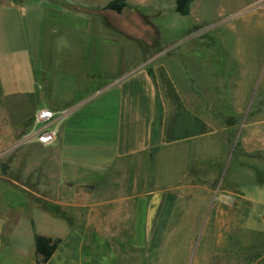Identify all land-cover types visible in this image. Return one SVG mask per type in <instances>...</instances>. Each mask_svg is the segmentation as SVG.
Returning a JSON list of instances; mask_svg holds the SVG:
<instances>
[{"label": "crops", "instance_id": "0c3cea01", "mask_svg": "<svg viewBox=\"0 0 264 264\" xmlns=\"http://www.w3.org/2000/svg\"><path fill=\"white\" fill-rule=\"evenodd\" d=\"M24 17L57 21L64 31L57 38L79 45L52 52L51 70L40 66L41 56L35 63L27 58L35 89L56 91V108L31 106L67 113L51 144L20 139L19 179L0 173V264H36L38 234L60 240L45 264H93L88 235L122 234L124 227L132 233L129 228L141 224L139 233H160L170 217L198 218V264H264V244L253 255L229 254L220 240L257 198L244 187L248 180L233 186L231 178L220 179L226 131L206 108L216 84L199 81L208 92L197 96L186 79L196 64L181 55L160 53L140 64L137 52L125 53L123 35L99 15L40 1L0 2V19L20 26ZM10 37L0 30V46ZM206 60H198L199 79ZM5 82L0 78V90ZM220 193H231L232 201L224 205ZM139 218L145 221H133Z\"/></svg>", "mask_w": 264, "mask_h": 264}, {"label": "rangeland", "instance_id": "374dc122", "mask_svg": "<svg viewBox=\"0 0 264 264\" xmlns=\"http://www.w3.org/2000/svg\"><path fill=\"white\" fill-rule=\"evenodd\" d=\"M29 1L54 3L68 12L99 15L107 26L123 35L125 53L135 56L137 52L140 64L160 53L181 55L193 61L196 66L188 68L186 79L197 96L198 91L204 95L208 92L198 86L199 81L216 84L211 91L212 105L206 108L218 127L226 131L228 157L220 179L231 178L229 182L233 186L248 180L243 185L257 198L249 208L247 205L245 213L242 210L237 215L240 221L238 218L231 221L230 231L220 233V240L231 249L229 254L240 251L253 255L261 249L264 244V0H192L184 13L176 11V0H124L125 7L120 13L106 8L113 0H0ZM41 12L37 13L39 17ZM30 20L24 17L19 26L0 19V30L11 36L6 47L0 46V61L5 64L0 65V78L6 80L4 89L0 90V110L5 111L1 117L6 120L0 121V173L16 180L21 173L19 136L32 129L33 113L41 107H32V102L56 108L53 105L56 91H41L31 84L34 81L27 73V58L30 56L35 63L41 56L40 66L51 70L55 67L52 52L76 49L79 45L64 44L57 38V31L64 32L57 21ZM24 31L26 37L19 39ZM155 36L157 46L153 45ZM136 39L147 45L145 51ZM204 56L206 74L199 79L198 60ZM22 76L27 77L25 83L31 88L30 96L25 94ZM198 108L203 109L201 105ZM12 125L10 129L4 127ZM4 129L11 130L13 135ZM220 194L224 205L232 201L231 193ZM133 221L142 223L145 219ZM165 222L169 225L161 226L160 233H139L144 229L141 224L130 227L132 233H127L124 227L122 234L88 235L92 263L99 259L103 264H198V218L170 217ZM242 237L249 238V244L245 243L249 246H242Z\"/></svg>", "mask_w": 264, "mask_h": 264}, {"label": "trees", "instance_id": "16d2710c", "mask_svg": "<svg viewBox=\"0 0 264 264\" xmlns=\"http://www.w3.org/2000/svg\"><path fill=\"white\" fill-rule=\"evenodd\" d=\"M191 1L192 0H176V11L179 13H184L187 9L188 4ZM124 7H125L124 0H113V1H110L106 5V8L112 9L117 13H120ZM153 40H154L153 45L157 46L158 44L157 37L155 36ZM136 41L141 47V49L145 51L147 45L144 43V41L140 39H136ZM150 73L153 76L151 70H150ZM159 120L160 118L158 117L157 124H159ZM59 241H60L59 239H52L44 235H39V234L36 235L35 252H36V255L38 256L36 260V264H45L47 260L50 258V256L52 255V253L54 252V250L56 249Z\"/></svg>", "mask_w": 264, "mask_h": 264}, {"label": "built area", "instance_id": "2783aa9c", "mask_svg": "<svg viewBox=\"0 0 264 264\" xmlns=\"http://www.w3.org/2000/svg\"><path fill=\"white\" fill-rule=\"evenodd\" d=\"M66 111L56 112L55 110L47 107L37 108L33 115V127L26 132L21 138V141L25 139L34 138V141L41 145H49L56 139L57 123L60 116H63ZM41 124V127H36L37 124Z\"/></svg>", "mask_w": 264, "mask_h": 264}]
</instances>
